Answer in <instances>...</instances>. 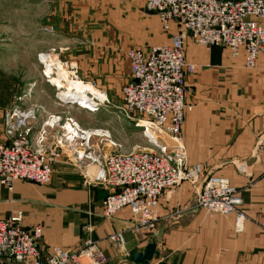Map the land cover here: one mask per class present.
Masks as SVG:
<instances>
[{
    "label": "crops",
    "instance_id": "1",
    "mask_svg": "<svg viewBox=\"0 0 264 264\" xmlns=\"http://www.w3.org/2000/svg\"><path fill=\"white\" fill-rule=\"evenodd\" d=\"M51 6L47 22L54 27L51 47L58 48L60 58L75 61L79 79L110 103L91 112L59 101L53 86L48 83L47 88L39 82L33 87L30 105L12 106L13 87L2 79L6 63L0 58V132L6 112L15 107L31 108L33 146L55 153L47 184L18 180L12 190L0 184L2 217L19 213L24 227L41 224L39 245L44 253L56 246H80L89 236L85 228L89 225L91 236L106 254L104 264H264V52L256 67L247 69L243 53L234 57L227 48H206L189 36L185 40L186 59L196 66L185 79V101L191 106L182 127L187 159L190 164L202 165L204 175L225 177L239 190L246 214L242 229L236 230L233 214H211L195 207L197 186L183 182L160 197L156 226L137 232L127 208L111 219L101 216L107 190L84 184L74 154L81 147L77 139L66 146L61 124L70 117L80 129L101 130L91 142L103 136L105 152H128L145 145L141 128L117 111L121 87L130 73L126 51H147L152 45L167 44L177 29L172 25L167 34L158 32L153 16L143 9V0H54ZM16 42L21 45L18 39ZM12 54L18 57L20 53ZM52 118L57 122L49 127L46 122ZM41 129L46 134L39 145L36 139ZM137 129L141 142L133 137ZM238 164L245 170L240 171ZM117 231L125 239L121 253L107 238Z\"/></svg>",
    "mask_w": 264,
    "mask_h": 264
},
{
    "label": "built area",
    "instance_id": "2",
    "mask_svg": "<svg viewBox=\"0 0 264 264\" xmlns=\"http://www.w3.org/2000/svg\"><path fill=\"white\" fill-rule=\"evenodd\" d=\"M143 9L157 15L162 30L170 31L172 25L177 29L167 44L152 45L147 51L139 48L126 51L130 73L121 87L117 111L141 128L147 143L128 152H105L103 136L98 142H91L94 134H102L101 130L88 133L70 117L61 124L62 140L70 147L77 139L76 144L81 148L74 150V154L81 164L84 184L107 190L101 202L103 218L111 219L127 208L133 216L135 231L152 230L159 220L160 197L181 183L190 182L197 186L195 207L211 214H233L235 228L241 230L246 214L239 190L225 177L204 175L202 165L190 164L187 159L182 127L191 106L185 101V79L196 66L186 59L185 40L189 36L195 44L206 48H227L234 57L243 53L244 67L255 68L264 52V0H143ZM43 30L54 33L53 25L48 24ZM37 60L44 81L53 86L59 101L91 112L109 105L105 95L99 98L91 91L87 93L94 102L88 106L60 96L68 90L70 82L79 79V73L77 64L60 58L55 48L39 51ZM262 106L264 109V98ZM33 117L31 108H13L3 117L0 184L9 190L18 180L44 185L51 179L55 153L33 146V126L29 121ZM56 118L47 121V125L54 127ZM45 134V129H41L37 144L44 142ZM110 144L121 147L113 141ZM238 166L240 171L245 170L243 165ZM85 228L89 236L80 246L74 249L56 246L44 253L39 245L41 224L26 228L21 214L7 217L0 214V264L106 263L99 241L91 236L92 228L89 225ZM107 238L117 252L124 251L121 231Z\"/></svg>",
    "mask_w": 264,
    "mask_h": 264
},
{
    "label": "rangeland",
    "instance_id": "3",
    "mask_svg": "<svg viewBox=\"0 0 264 264\" xmlns=\"http://www.w3.org/2000/svg\"><path fill=\"white\" fill-rule=\"evenodd\" d=\"M52 1L54 0H0V58L3 57V62L6 63L2 66V79L13 87L11 95L13 93L15 99L12 106H21L22 102L30 105L33 87L39 82L49 88V84L43 81L37 53L55 48L51 47V34L43 30L48 25ZM147 13L153 16L158 32L167 34L159 27L156 15ZM17 39L21 45H17ZM16 50L20 53L18 57L12 54ZM55 50L59 53L58 48ZM93 131L97 130H89L88 133ZM136 132L134 140L141 142L139 129Z\"/></svg>",
    "mask_w": 264,
    "mask_h": 264
},
{
    "label": "bare ground",
    "instance_id": "4",
    "mask_svg": "<svg viewBox=\"0 0 264 264\" xmlns=\"http://www.w3.org/2000/svg\"><path fill=\"white\" fill-rule=\"evenodd\" d=\"M87 91L93 92L96 97H104V95L100 91L95 90L92 86L87 85L86 82L84 83L80 79L70 82L68 90L60 93V96L66 99H70L75 103H80L82 106H88L94 102V99L87 93Z\"/></svg>",
    "mask_w": 264,
    "mask_h": 264
},
{
    "label": "water",
    "instance_id": "5",
    "mask_svg": "<svg viewBox=\"0 0 264 264\" xmlns=\"http://www.w3.org/2000/svg\"><path fill=\"white\" fill-rule=\"evenodd\" d=\"M66 101H69V100L66 99Z\"/></svg>",
    "mask_w": 264,
    "mask_h": 264
}]
</instances>
